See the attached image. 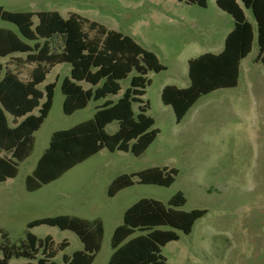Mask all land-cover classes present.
<instances>
[{"label":"rangeland","instance_id":"374dc122","mask_svg":"<svg viewBox=\"0 0 264 264\" xmlns=\"http://www.w3.org/2000/svg\"><path fill=\"white\" fill-rule=\"evenodd\" d=\"M0 6L9 11H57L64 17L76 13L132 37L166 66L148 74L151 82L143 99L149 104L147 115L160 132L140 156L131 150L103 148L30 192L25 178L48 147L51 134L91 118L102 102L91 100L84 109L64 114L61 83L70 76V65L61 63L50 70L38 85L45 91L48 83L56 84L49 114L33 133V149L19 163L16 177L0 183V227L11 243L23 240L27 224L35 219L58 215L99 218L104 234L92 264H107L113 252V231L122 224L128 207L141 198L167 203L181 192L186 202L179 209L207 212L191 233L176 230L179 239L162 248L167 264H264V65L255 61L257 30L251 10L244 8L253 25L254 41L251 52L240 62L237 85L201 96L177 123L172 108L161 101L162 88L187 87L188 60L206 52L217 53L234 27L233 18L216 0H207L206 7L178 0H0ZM33 21L37 23L36 16ZM0 27L18 33L14 24L1 19ZM0 63L15 68L10 58ZM29 68L15 70L25 76ZM130 77L121 82L122 89L113 99L122 95ZM137 107L133 105L136 112ZM117 129L115 121L105 130L112 134ZM165 166L177 169L170 186L140 184L135 176L132 186L113 197L107 195L117 176ZM31 232L39 238L50 236L55 244L67 240L68 246L55 257L58 264H66L64 255L83 248L71 230L39 225Z\"/></svg>","mask_w":264,"mask_h":264},{"label":"trees","instance_id":"16d2710c","mask_svg":"<svg viewBox=\"0 0 264 264\" xmlns=\"http://www.w3.org/2000/svg\"><path fill=\"white\" fill-rule=\"evenodd\" d=\"M178 1L201 7L207 4V0ZM216 5L234 20L223 49L188 60L187 87L166 85L161 90V101L172 108L177 123L201 96L237 85L240 62L251 52L254 41L253 25L244 8L251 10L256 22L255 61L264 65V0H216ZM0 19L14 24L18 31L0 27V60H14L15 68L30 67L22 76L17 69L0 63V183L16 177L19 163L33 149V133L49 114L56 84L48 83L45 91L38 85L57 64L70 65V76L61 83L64 114L84 109L91 100L102 102L95 106L91 118L51 134L48 147L25 178L27 191L60 178L103 148L111 152L131 150L140 156L155 140L160 131L147 115L149 104L143 96L151 82L149 72H160L166 66L154 52L132 37L76 13L64 17L57 11H9L0 6ZM129 77L122 95L113 99L122 89L121 82ZM134 104L138 105L137 112ZM115 121L118 129L107 133L106 126ZM176 174L177 169L166 166L121 174L112 180L107 195L113 197L132 186L135 176L140 184L170 186ZM185 202L183 194L177 192L167 203L141 198L128 207L122 224L113 231V252L107 264H167L162 248L179 239L176 230L191 233L195 222L207 212L179 209ZM39 225L71 230L79 237L83 248L71 256L64 255L66 264H92L101 248L104 228L99 218L43 217L27 224L25 238L18 244L11 243L0 227V264H58L55 257L68 242L55 244L50 236L37 237L31 229Z\"/></svg>","mask_w":264,"mask_h":264},{"label":"crops","instance_id":"0c3cea01","mask_svg":"<svg viewBox=\"0 0 264 264\" xmlns=\"http://www.w3.org/2000/svg\"><path fill=\"white\" fill-rule=\"evenodd\" d=\"M238 1L240 2V0H238ZM223 46H224V44H223ZM222 49H223V47H222L219 51H217V53L220 52ZM34 168H35V167H34ZM32 171H33V170H32ZM32 171H31V173H32ZM31 173H30V174H31ZM28 175H29V174H28ZM8 180H10V179H8ZM8 180H6V181H8ZM6 181H4V182H6Z\"/></svg>","mask_w":264,"mask_h":264}]
</instances>
